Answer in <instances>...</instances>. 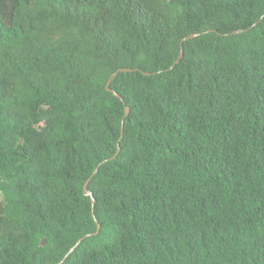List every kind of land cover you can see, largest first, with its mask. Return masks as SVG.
<instances>
[{"label": "trees", "instance_id": "obj_1", "mask_svg": "<svg viewBox=\"0 0 264 264\" xmlns=\"http://www.w3.org/2000/svg\"><path fill=\"white\" fill-rule=\"evenodd\" d=\"M0 264H264V0H0Z\"/></svg>", "mask_w": 264, "mask_h": 264}, {"label": "water", "instance_id": "obj_2", "mask_svg": "<svg viewBox=\"0 0 264 264\" xmlns=\"http://www.w3.org/2000/svg\"><path fill=\"white\" fill-rule=\"evenodd\" d=\"M193 35H194V34H192V35H190V36H188V37H192ZM182 55H183V52H182V50H181V53H180L179 58H181ZM178 61H179V59L177 60V62H178ZM121 70H126V68H122ZM110 82H111V80H109L108 83H107V89H109V90L111 89V88H110ZM115 94H116L117 96H120V94L117 93V92H115ZM128 112H129V108L126 107V113H125V115H127ZM85 187H86V184H85ZM100 228H101V224L98 223V229H97V231H96L97 233L100 231ZM89 235H91V234H89ZM46 242H47V241L44 239V240L42 241V244L45 245Z\"/></svg>", "mask_w": 264, "mask_h": 264}]
</instances>
